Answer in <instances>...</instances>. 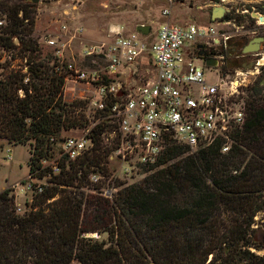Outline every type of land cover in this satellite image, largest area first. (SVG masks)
Wrapping results in <instances>:
<instances>
[{"label": "trees", "instance_id": "obj_1", "mask_svg": "<svg viewBox=\"0 0 264 264\" xmlns=\"http://www.w3.org/2000/svg\"><path fill=\"white\" fill-rule=\"evenodd\" d=\"M32 11L26 0H0L6 19L0 45L16 48L25 66L0 70V140L27 143V173L41 177L47 170L38 158L49 138L80 122L62 99L61 76L30 35ZM229 64L221 57L220 71ZM239 96L245 118L232 129L226 151L219 143L190 149L168 138L155 160L141 167L143 176L109 199L69 188L86 184L89 166L106 155L93 135L91 151L62 160L25 212L14 211L10 186L1 189L0 264H264V253L250 249H264L251 227L264 209L262 72ZM94 230L106 238L83 234Z\"/></svg>", "mask_w": 264, "mask_h": 264}, {"label": "built area", "instance_id": "obj_2", "mask_svg": "<svg viewBox=\"0 0 264 264\" xmlns=\"http://www.w3.org/2000/svg\"><path fill=\"white\" fill-rule=\"evenodd\" d=\"M228 1L209 0V3ZM161 13L167 14V9H162ZM2 23L0 18V28ZM213 24L209 20L204 24L165 20L149 40V31L127 33L117 27L109 28L111 40L85 48V55L98 58L100 63L84 67L66 61L59 37L44 33L43 44L52 48L47 64L61 76L62 88L70 83L83 115L85 131L81 136L62 138L57 158L48 160L41 156L39 167L50 174L58 173L62 160L66 164L91 151L92 135L95 140L104 137L116 155L127 156L128 165L152 163L168 138L190 149L219 143V150L226 151L231 142L230 133L242 124L245 111L242 99L237 96V81L226 79L225 73L219 71L221 54L214 51L225 46L228 36ZM60 28L64 30L65 25ZM79 32V27L73 28L74 34ZM198 44H202L207 53L199 55ZM251 54L252 65L246 72L254 74L261 62L259 51ZM205 56L218 61L214 66H207L203 62ZM10 59L11 52L0 45V61ZM21 70L24 71L25 66ZM210 70L218 73L214 80L206 78ZM127 79H131V84ZM74 99L69 101L71 106ZM92 130L96 131L92 133ZM29 175L34 180L43 176ZM31 186L39 191L43 185L26 183L24 189Z\"/></svg>", "mask_w": 264, "mask_h": 264}, {"label": "rangeland", "instance_id": "obj_3", "mask_svg": "<svg viewBox=\"0 0 264 264\" xmlns=\"http://www.w3.org/2000/svg\"><path fill=\"white\" fill-rule=\"evenodd\" d=\"M30 3L33 7L30 35L36 41L40 55L45 56L46 61L50 59L52 48L43 44L41 37L44 33L59 37L62 42V56L66 61H72L75 66L84 67L85 65L100 63L98 58L85 55V48L99 41L111 40L112 35L107 31L110 24L123 25V29L127 30V33L133 32V23L147 24L149 25L147 35L149 40L154 38L156 29L165 20L169 22L194 21L197 24H204L209 20L212 24L214 23V27H219V31L228 36L225 46H220L221 57L230 63L228 71L225 72V78L237 81V96L244 93V89L260 72H262V82H264V23L258 22L250 16L251 11L264 14V0L260 2L229 0L224 4L219 2L212 5H210L209 0H37L35 3ZM213 5H222L225 8L223 14H228L231 17L227 18L226 22L221 21L223 20L222 17L210 20L209 12ZM162 9H167V14H162ZM3 15L4 13L0 12V18L3 20L0 32L6 26V19ZM63 24L65 29L60 31L59 27ZM72 24H80L83 31L74 34ZM58 31L59 33H57ZM255 36L263 37L257 49L261 65L256 73L249 74L246 72V69L249 68L247 67L249 58L236 57L235 55L241 46ZM11 41L14 45L18 44L16 36H12ZM230 42L237 44L236 46L231 45ZM232 46H234L233 51L230 49ZM5 48L11 52V59L1 60L0 70L8 63L22 68L24 60L20 58L17 49L10 46ZM219 64L220 61L218 67ZM220 73L222 72L220 71ZM217 74L213 71L207 72L206 78L214 80ZM131 82V79H127L128 84ZM64 85L62 88L63 99L69 102L75 98L72 106H69V113L81 123L62 128L57 135L49 138V147L42 155L48 160L57 158L58 144L62 138L69 135L81 136L85 131L83 115L78 106L79 103L76 101L77 97L72 93L69 82ZM96 141L100 148H104L106 155L100 161L89 166L86 184L69 188L82 190L84 193L100 194L109 199L117 188L139 180L143 176L141 167L147 164L132 165L129 163L128 165L126 164L127 156L122 158L120 154L116 155L104 137ZM27 158V143L12 145L3 143L0 146V190L6 186L11 187L15 205L14 211L17 214L28 209L27 203L35 191L34 186H31L30 189H24L26 183L36 182L42 185L49 183L47 178L50 173L44 174L39 179L35 178V180L33 176L27 173ZM20 187L22 190H19ZM252 226L256 229L258 237L264 242V209L255 213ZM83 234L97 239L106 238L105 231L101 230L86 231ZM250 249L257 254L264 253L263 248L254 250L250 247ZM70 264H75V261H71Z\"/></svg>", "mask_w": 264, "mask_h": 264}, {"label": "water", "instance_id": "obj_4", "mask_svg": "<svg viewBox=\"0 0 264 264\" xmlns=\"http://www.w3.org/2000/svg\"><path fill=\"white\" fill-rule=\"evenodd\" d=\"M28 1L35 3L37 0H28ZM224 10H225V8L222 5L211 6L210 12H209V19L210 20H216V19L221 18ZM250 16L253 18H259L260 17L256 11H251ZM134 30L139 32V33L145 34L149 30V25H147V24H136L134 26ZM262 40H263L262 36H255V37L251 38L242 46L241 52L246 53V52L257 51L258 46H259V42ZM198 46L201 47L199 50V55H202L203 54L202 44H198ZM203 62L207 66H214L216 64L215 58L211 57V56H205L203 58ZM251 65H252V62H248L247 67H250Z\"/></svg>", "mask_w": 264, "mask_h": 264}, {"label": "flooded vegetation", "instance_id": "obj_5", "mask_svg": "<svg viewBox=\"0 0 264 264\" xmlns=\"http://www.w3.org/2000/svg\"><path fill=\"white\" fill-rule=\"evenodd\" d=\"M259 14V13H258ZM262 15H264V14H262ZM257 19V18H256ZM258 20V19H257ZM258 22H261V23H264V21H259L258 20ZM230 44L231 45H235L236 46V42H230ZM241 48H242V46L237 50V54L235 55L236 57H246V58H249V61H250V59H252V54H251V52H246V53H243V52H241ZM230 49H231V51H233V49H234V46H232V47H230ZM202 50H203V53H205V52H207V49L206 48H202ZM216 61H218L217 59H215Z\"/></svg>", "mask_w": 264, "mask_h": 264}, {"label": "crops", "instance_id": "obj_6", "mask_svg": "<svg viewBox=\"0 0 264 264\" xmlns=\"http://www.w3.org/2000/svg\"><path fill=\"white\" fill-rule=\"evenodd\" d=\"M136 24L135 23H133V28H134V26H135ZM72 26H73V28H76V27H79L80 28V33L83 31V28H82V26L80 25V24H72ZM110 26V28H120V29H122L123 31H127V30H124L123 29V25H121V24H110L109 25ZM108 26V27H109ZM59 30L60 31H62L61 30V28L59 27ZM108 30V29H107ZM57 33H59V31L57 32ZM3 143H6L4 140H0V146L3 144ZM15 184V183H14Z\"/></svg>", "mask_w": 264, "mask_h": 264}, {"label": "bare ground", "instance_id": "obj_7", "mask_svg": "<svg viewBox=\"0 0 264 264\" xmlns=\"http://www.w3.org/2000/svg\"><path fill=\"white\" fill-rule=\"evenodd\" d=\"M260 17L259 18H257L259 21H264V15H262V14H258Z\"/></svg>", "mask_w": 264, "mask_h": 264}]
</instances>
